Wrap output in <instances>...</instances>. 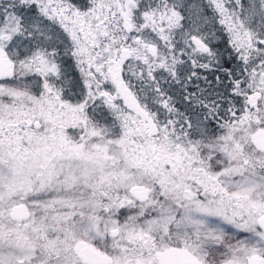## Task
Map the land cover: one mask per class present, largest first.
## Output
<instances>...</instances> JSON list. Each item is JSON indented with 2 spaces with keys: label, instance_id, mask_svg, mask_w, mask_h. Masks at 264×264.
<instances>
[{
  "label": "snow or ice",
  "instance_id": "snow-or-ice-1",
  "mask_svg": "<svg viewBox=\"0 0 264 264\" xmlns=\"http://www.w3.org/2000/svg\"><path fill=\"white\" fill-rule=\"evenodd\" d=\"M0 264H264V0H0Z\"/></svg>",
  "mask_w": 264,
  "mask_h": 264
}]
</instances>
